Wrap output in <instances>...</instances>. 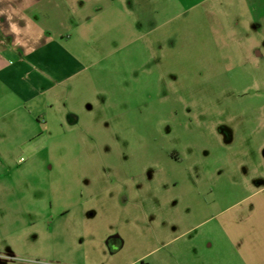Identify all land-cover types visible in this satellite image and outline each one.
<instances>
[{
	"label": "rangeland",
	"instance_id": "374dc122",
	"mask_svg": "<svg viewBox=\"0 0 264 264\" xmlns=\"http://www.w3.org/2000/svg\"><path fill=\"white\" fill-rule=\"evenodd\" d=\"M114 1L78 122L0 129V264H233L213 215L264 185V0Z\"/></svg>",
	"mask_w": 264,
	"mask_h": 264
},
{
	"label": "crops",
	"instance_id": "0c3cea01",
	"mask_svg": "<svg viewBox=\"0 0 264 264\" xmlns=\"http://www.w3.org/2000/svg\"><path fill=\"white\" fill-rule=\"evenodd\" d=\"M131 13L114 0H0V129L44 127L52 110L78 122L61 104L89 80L92 36ZM214 217L218 251L226 244L233 264H264V185Z\"/></svg>",
	"mask_w": 264,
	"mask_h": 264
}]
</instances>
